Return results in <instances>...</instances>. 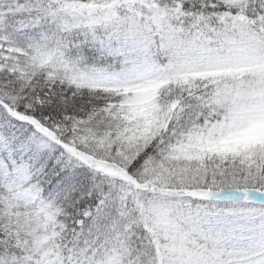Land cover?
<instances>
[{
  "label": "snow or ice",
  "instance_id": "obj_1",
  "mask_svg": "<svg viewBox=\"0 0 264 264\" xmlns=\"http://www.w3.org/2000/svg\"><path fill=\"white\" fill-rule=\"evenodd\" d=\"M0 264H264V0H0Z\"/></svg>",
  "mask_w": 264,
  "mask_h": 264
}]
</instances>
